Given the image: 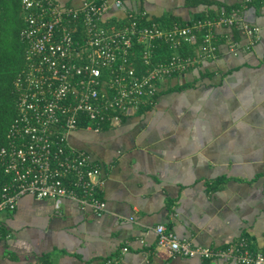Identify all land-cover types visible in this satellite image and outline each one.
I'll return each instance as SVG.
<instances>
[{"label": "crops", "instance_id": "1", "mask_svg": "<svg viewBox=\"0 0 264 264\" xmlns=\"http://www.w3.org/2000/svg\"><path fill=\"white\" fill-rule=\"evenodd\" d=\"M234 6L258 27L255 43L215 27L213 57L158 83L151 105L96 132L68 134L97 166L106 211L22 195L0 211L9 230L0 264H233L169 254L156 245L158 223L193 244L229 248L244 238L264 250V0H123L103 19L115 24L131 12L167 26Z\"/></svg>", "mask_w": 264, "mask_h": 264}, {"label": "built area", "instance_id": "2", "mask_svg": "<svg viewBox=\"0 0 264 264\" xmlns=\"http://www.w3.org/2000/svg\"><path fill=\"white\" fill-rule=\"evenodd\" d=\"M122 2L84 0L72 7L58 0H19L22 66L12 81L15 115L0 146V172L7 175L0 184V211L15 208L29 194L55 201L73 198L102 214L106 201L98 194L97 166L68 144V134L76 129L96 132L151 105L158 83L213 57L215 27L238 26L249 46L258 39V27L243 22L238 8L167 26L129 12L126 23L108 27L103 15ZM197 33L200 43L184 54L182 46L193 43ZM160 45L165 58L156 60ZM234 45L229 43V49ZM154 230L156 245L171 255L264 264V250L251 249L244 238L234 247L215 248L193 244L163 223ZM8 236L0 233V239ZM110 263L107 258L105 264Z\"/></svg>", "mask_w": 264, "mask_h": 264}, {"label": "trees", "instance_id": "3", "mask_svg": "<svg viewBox=\"0 0 264 264\" xmlns=\"http://www.w3.org/2000/svg\"><path fill=\"white\" fill-rule=\"evenodd\" d=\"M234 8L237 7L234 6L232 8H228V10H225L222 13L226 14ZM202 15L199 14V17L212 18L214 14L208 10L206 16L204 14ZM126 22L127 18H124V20L119 23H110L107 24V26L117 28ZM177 22L178 24L184 23L180 21ZM21 26L22 20L20 15L19 0H0V146H3L6 142L5 132L15 115L12 81L22 66V44L18 38V32ZM229 27L231 28L233 34L236 33V29L239 30L238 26L232 25ZM200 40L201 38L199 33H197L195 41L189 45L184 44L181 48V51L184 54L192 53L193 49L196 48V46L200 43ZM165 52V47L160 45L157 48V56L155 59H164ZM103 127H106V125L103 124L100 129ZM6 176L2 175L0 172V184L6 180ZM0 233L2 236H5L7 233H9L8 228L1 221Z\"/></svg>", "mask_w": 264, "mask_h": 264}, {"label": "rangeland", "instance_id": "4", "mask_svg": "<svg viewBox=\"0 0 264 264\" xmlns=\"http://www.w3.org/2000/svg\"><path fill=\"white\" fill-rule=\"evenodd\" d=\"M195 49V48H194ZM204 61V60H203Z\"/></svg>", "mask_w": 264, "mask_h": 264}]
</instances>
